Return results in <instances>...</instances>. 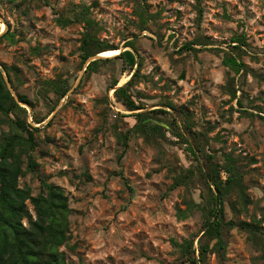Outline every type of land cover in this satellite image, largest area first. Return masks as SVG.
<instances>
[{
	"label": "rangeland",
	"instance_id": "rangeland-1",
	"mask_svg": "<svg viewBox=\"0 0 264 264\" xmlns=\"http://www.w3.org/2000/svg\"><path fill=\"white\" fill-rule=\"evenodd\" d=\"M91 32L112 56L132 51L138 74L102 53L82 63ZM0 72L25 110L0 113V144L31 133L18 186L37 196L44 180L67 196L66 264H189L185 241L196 258L208 246L199 264H264V0H0ZM129 81L134 111L114 96ZM227 158L241 186L222 199L236 226L220 259L204 228L207 175L225 181Z\"/></svg>",
	"mask_w": 264,
	"mask_h": 264
},
{
	"label": "trees",
	"instance_id": "trees-1",
	"mask_svg": "<svg viewBox=\"0 0 264 264\" xmlns=\"http://www.w3.org/2000/svg\"><path fill=\"white\" fill-rule=\"evenodd\" d=\"M143 18V17H142ZM87 27H92L93 21L85 16L82 17ZM143 21H145L143 19ZM5 34L1 35L4 36ZM129 45H126L128 47ZM191 49V47H187ZM111 49L106 43L100 42L94 34L87 33L84 35L80 47L82 63H85L90 57L103 53ZM237 49H239L237 47ZM112 50H116L113 49ZM122 61L123 65L128 68L133 75L131 79L138 74L141 67L140 61L130 50H124L117 55L112 56ZM109 59H105L108 61ZM103 60L97 59L91 61L86 66V72L95 70ZM226 67L238 72L242 64L236 57L229 56L223 59ZM7 71L6 68H4ZM118 87L114 91V96L121 104L130 111L138 109L126 94V87ZM53 86L56 85L52 84ZM56 90V89H55ZM67 93V88L56 90L60 98ZM235 97V93H232ZM20 102L28 104L25 97H19ZM238 104H240L238 102ZM15 110L25 113V110L11 97L6 88L2 73L0 72V113L8 116ZM15 125L20 128L15 121ZM29 138H22L18 133L6 138L0 144V264H66L59 248L67 244L68 233V198L62 189L52 184L41 182L42 190L37 196H31L29 188H20L18 179L23 175L21 169L22 156L27 157V168L33 171L34 161L29 154L32 149L31 133ZM126 144H124V154ZM192 154L193 149H190ZM223 172L227 175L225 181H221L219 172L208 173L211 186L214 187L216 194H212V207L206 214L204 228L205 234L213 236L216 243L213 247L215 254L221 259L225 250V243L222 238L223 228L236 226L233 222L223 223L222 219V199L224 195L233 188L240 190L241 175L233 165V160L227 158ZM211 193V189L209 188ZM240 192V191H239ZM242 194V191L240 192ZM28 201L34 209L35 218L33 219L26 208ZM246 203L247 200H244ZM179 216L183 218L184 213L179 211ZM26 220V225L22 223ZM239 228H249L245 223H239ZM176 245V244H175ZM262 258L264 259V238L261 239ZM180 248L187 252L189 264H199L203 255L207 252L208 246L200 243L198 258L195 255L192 241L184 242L179 245ZM191 256V257H190Z\"/></svg>",
	"mask_w": 264,
	"mask_h": 264
},
{
	"label": "bare ground",
	"instance_id": "bare-ground-1",
	"mask_svg": "<svg viewBox=\"0 0 264 264\" xmlns=\"http://www.w3.org/2000/svg\"><path fill=\"white\" fill-rule=\"evenodd\" d=\"M5 29H4V25L1 27V32H3ZM116 51H111V52H103L101 55L102 56H106V57H109V56H112L113 54H115ZM119 53V52H118ZM117 53V54H118Z\"/></svg>",
	"mask_w": 264,
	"mask_h": 264
},
{
	"label": "water",
	"instance_id": "water-1",
	"mask_svg": "<svg viewBox=\"0 0 264 264\" xmlns=\"http://www.w3.org/2000/svg\"><path fill=\"white\" fill-rule=\"evenodd\" d=\"M119 53H120V52H119ZM2 76H3V79H4L5 83L8 84V80H7L6 75L3 74ZM8 87H9V86H8ZM9 89H10V87H9Z\"/></svg>",
	"mask_w": 264,
	"mask_h": 264
}]
</instances>
